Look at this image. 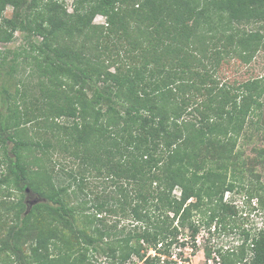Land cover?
I'll return each instance as SVG.
<instances>
[{"label": "trees", "instance_id": "1", "mask_svg": "<svg viewBox=\"0 0 264 264\" xmlns=\"http://www.w3.org/2000/svg\"><path fill=\"white\" fill-rule=\"evenodd\" d=\"M70 6L0 0V45L23 40L0 50V264H178L181 231L235 223L237 188L264 216L237 149L264 77L220 76L264 49V0ZM242 233L220 264H264V229Z\"/></svg>", "mask_w": 264, "mask_h": 264}, {"label": "rangeland", "instance_id": "2", "mask_svg": "<svg viewBox=\"0 0 264 264\" xmlns=\"http://www.w3.org/2000/svg\"><path fill=\"white\" fill-rule=\"evenodd\" d=\"M64 1L67 4L68 11L71 12L70 4L72 0ZM10 12V9H7L5 13L6 16L10 15ZM94 23L104 24V18L97 16L94 19ZM22 41L20 34L16 33L12 42L0 45V50L18 48L20 44H22ZM6 69L7 65L4 66V70ZM19 72L21 71L19 70ZM220 76L223 80L230 83H243L251 79L264 77V49L260 50L249 64H244L241 60L235 59L230 66H224L222 68ZM253 121L257 122V124L246 129L244 135L241 136L239 148L237 149L245 158L246 169H253L254 175H258L260 181L264 182V164L258 165L255 159V150L264 148V107L261 115L253 118ZM249 178L252 179L251 176H249ZM99 182L100 181H93L94 185L97 187H99ZM99 185L101 186V184ZM101 189L102 188H96L95 191ZM239 191L240 190L237 188L231 192H226L224 195V201L229 202L237 212L234 218L235 223L226 222L218 224L217 222H213L210 227L202 225L199 228L195 240H190L186 230L181 231L178 236V241L184 243V245L172 248L171 259L176 260L178 264H220L219 258L216 255L218 249H222L223 251L232 249L241 243L244 237L242 231L253 235L258 229L262 228L264 226V219L261 213L258 212L257 205L255 206L256 199L253 198L251 202L248 203L246 194ZM39 201L41 200L29 195L26 204L28 207H31L34 203ZM110 220L115 221L114 218ZM124 222V224L127 225L128 222ZM193 243H195L196 249H192L193 247L191 245ZM205 249L211 250L212 254L210 259L205 258ZM150 253L151 255L154 254V252Z\"/></svg>", "mask_w": 264, "mask_h": 264}, {"label": "built area", "instance_id": "3", "mask_svg": "<svg viewBox=\"0 0 264 264\" xmlns=\"http://www.w3.org/2000/svg\"><path fill=\"white\" fill-rule=\"evenodd\" d=\"M255 206H256V204H255ZM258 210V209H257ZM258 212H260L259 210H258ZM261 213V212H260ZM261 215H262V217H263V219H264V216H263V214L261 213ZM263 224H264V221H263ZM263 229H264V226L262 227ZM261 229V228H260ZM259 230V229H258ZM257 230V231H258Z\"/></svg>", "mask_w": 264, "mask_h": 264}]
</instances>
